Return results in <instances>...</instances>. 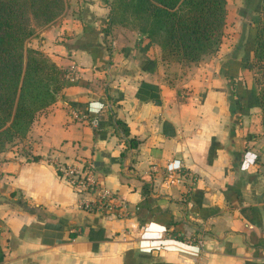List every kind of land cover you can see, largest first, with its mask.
Returning <instances> with one entry per match:
<instances>
[{"label": "crops", "instance_id": "0c3cea01", "mask_svg": "<svg viewBox=\"0 0 264 264\" xmlns=\"http://www.w3.org/2000/svg\"><path fill=\"white\" fill-rule=\"evenodd\" d=\"M108 1L66 0L28 40L64 70V85L0 152V264H264L252 48L168 62L148 36L108 26ZM86 162L111 195L107 209L83 208L94 194L56 167ZM146 226L200 250L143 251Z\"/></svg>", "mask_w": 264, "mask_h": 264}, {"label": "trees", "instance_id": "16d2710c", "mask_svg": "<svg viewBox=\"0 0 264 264\" xmlns=\"http://www.w3.org/2000/svg\"><path fill=\"white\" fill-rule=\"evenodd\" d=\"M108 4V26L131 17L138 30L160 46L168 62L198 60L216 47L226 23V0H109ZM65 5L66 0H0V152L7 143L26 136L38 112L55 100L64 85V70L28 40L37 26L60 16ZM250 47L264 114V3ZM116 122L128 147H136L139 139L129 136L119 118ZM3 257L0 246V261Z\"/></svg>", "mask_w": 264, "mask_h": 264}, {"label": "built area", "instance_id": "2783aa9c", "mask_svg": "<svg viewBox=\"0 0 264 264\" xmlns=\"http://www.w3.org/2000/svg\"><path fill=\"white\" fill-rule=\"evenodd\" d=\"M92 122L95 123L96 120L93 119ZM56 167L57 170L59 169L61 171L60 174L63 175L74 188L86 189L94 194L92 200H82L81 206L83 208L107 209L110 207L109 198L111 195L107 190L100 189L99 179L96 175L94 165L91 162H86L80 169L65 165H56ZM167 231L168 230L165 226L153 231L149 229V226H146L139 236V248L148 252L162 248L187 251L193 254L199 252L201 244L200 240H197V242L194 243L186 242L177 239L176 237H172L167 234Z\"/></svg>", "mask_w": 264, "mask_h": 264}, {"label": "rangeland", "instance_id": "374dc122", "mask_svg": "<svg viewBox=\"0 0 264 264\" xmlns=\"http://www.w3.org/2000/svg\"><path fill=\"white\" fill-rule=\"evenodd\" d=\"M263 3L264 0H226V23L220 35L219 42L214 49L206 53L212 54L221 48L227 47L231 48L230 50L238 47L250 48V39L254 30L255 20ZM114 25L118 30H138V24L131 17L127 20L116 21ZM42 26L44 25L37 26V29ZM256 76L257 73H255V78ZM9 144L11 142L7 143V145ZM176 235V232L172 234V236L178 237Z\"/></svg>", "mask_w": 264, "mask_h": 264}]
</instances>
